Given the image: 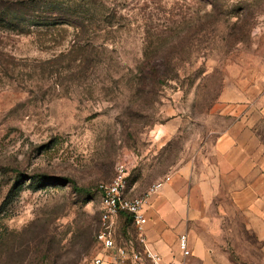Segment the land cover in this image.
I'll return each mask as SVG.
<instances>
[{
	"label": "rangeland",
	"instance_id": "obj_1",
	"mask_svg": "<svg viewBox=\"0 0 264 264\" xmlns=\"http://www.w3.org/2000/svg\"><path fill=\"white\" fill-rule=\"evenodd\" d=\"M72 1L54 29L31 26L55 18L43 0H0V16L25 4L20 33L0 17V264H89L97 188L121 163L126 195L143 197L197 173L207 134L239 115L264 139L263 0ZM222 210L210 203L209 226L239 229ZM115 223L117 245L134 237L126 214ZM225 238V262L264 264L256 237Z\"/></svg>",
	"mask_w": 264,
	"mask_h": 264
},
{
	"label": "crops",
	"instance_id": "obj_2",
	"mask_svg": "<svg viewBox=\"0 0 264 264\" xmlns=\"http://www.w3.org/2000/svg\"><path fill=\"white\" fill-rule=\"evenodd\" d=\"M258 109L264 122V102ZM249 118L239 115L229 130L207 134L197 173L191 166L183 167L149 198L144 235L165 264L173 256L180 258L181 235L190 252L181 258L183 264H228L223 259L226 236L232 243L239 234L256 237L264 251V139ZM210 203L227 204L229 211L222 210L221 220L232 224L239 219L240 228L223 227L220 221L209 226Z\"/></svg>",
	"mask_w": 264,
	"mask_h": 264
},
{
	"label": "built area",
	"instance_id": "obj_3",
	"mask_svg": "<svg viewBox=\"0 0 264 264\" xmlns=\"http://www.w3.org/2000/svg\"><path fill=\"white\" fill-rule=\"evenodd\" d=\"M126 178L127 166L121 163L116 167L114 179L109 184L99 185L97 188L101 207V229L95 236L98 253L89 264H165L146 241L145 208L149 198L169 182L170 178L152 184L145 196L137 198H129L126 195ZM122 214L130 218L135 233L131 240L117 245L114 234L115 220ZM177 248L180 258L173 256L168 264H183L181 258L185 259L190 255L184 235L178 237Z\"/></svg>",
	"mask_w": 264,
	"mask_h": 264
},
{
	"label": "trees",
	"instance_id": "obj_4",
	"mask_svg": "<svg viewBox=\"0 0 264 264\" xmlns=\"http://www.w3.org/2000/svg\"><path fill=\"white\" fill-rule=\"evenodd\" d=\"M71 2H73V1L72 0H43V10H45V11L49 10V13H54L55 18H46L45 20H42V19L36 20V17H35V20L32 22L33 24L31 26H37V27L45 26L47 28L57 29V26H60V24L62 25L64 23V22L60 23L59 21H61V20H57V9L60 11H63V12L67 11L66 9H67V7L68 8L70 7L69 5ZM81 3L82 4H80L79 6L83 5V7H85L88 5V4H84V0H81ZM11 5L10 6L6 5V7L2 8L3 10L1 13H3V14H1L0 17L3 18L2 20L9 21L7 28L20 33V31L23 30L22 27H25V26H22V25H25V22L23 19V15L21 16V18H18V14L21 13V9L24 8L23 6H25V4L23 2H18L16 4H11ZM53 9H54V11H53ZM31 10H33V9H31ZM4 12L7 13V16H4ZM61 16H62V14H61ZM69 16L71 17L70 18L71 21H67V22H65V24H67L71 27H76V25H77L76 20L78 19L77 17L79 15L73 14V15H69ZM77 40H78V38H77ZM54 61L55 60H53L51 62H54ZM73 189L76 190L74 185H73Z\"/></svg>",
	"mask_w": 264,
	"mask_h": 264
}]
</instances>
